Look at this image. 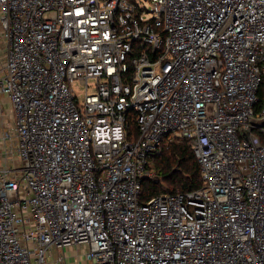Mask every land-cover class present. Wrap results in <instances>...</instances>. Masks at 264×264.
<instances>
[{"label": "built area", "instance_id": "2783aa9c", "mask_svg": "<svg viewBox=\"0 0 264 264\" xmlns=\"http://www.w3.org/2000/svg\"><path fill=\"white\" fill-rule=\"evenodd\" d=\"M147 13L0 0V96L15 114L3 140L21 160L0 178V264L71 246L89 264H264V0ZM170 141L190 143L202 185L144 201Z\"/></svg>", "mask_w": 264, "mask_h": 264}, {"label": "trees", "instance_id": "16d2710c", "mask_svg": "<svg viewBox=\"0 0 264 264\" xmlns=\"http://www.w3.org/2000/svg\"><path fill=\"white\" fill-rule=\"evenodd\" d=\"M151 163L156 180L142 181L141 199L144 201L161 194L191 192L202 185L201 169L188 141L166 143L161 155L153 158ZM164 183L167 188L163 187Z\"/></svg>", "mask_w": 264, "mask_h": 264}, {"label": "crops", "instance_id": "0c3cea01", "mask_svg": "<svg viewBox=\"0 0 264 264\" xmlns=\"http://www.w3.org/2000/svg\"><path fill=\"white\" fill-rule=\"evenodd\" d=\"M6 41L0 25V69L6 58ZM15 123V114L10 97L0 96V178L3 171L14 170L20 167L21 160L17 155V145L14 140L5 139L6 134L12 133ZM12 176V174H11ZM49 264V263H48Z\"/></svg>", "mask_w": 264, "mask_h": 264}, {"label": "rangeland", "instance_id": "374dc122", "mask_svg": "<svg viewBox=\"0 0 264 264\" xmlns=\"http://www.w3.org/2000/svg\"><path fill=\"white\" fill-rule=\"evenodd\" d=\"M137 4H139L140 7L145 8L149 11L147 13L148 17H152V9H153V3L156 0H135ZM73 89L75 94L78 96V99L81 100L82 96L85 95L86 87L84 85H81L79 82H75L73 84ZM163 181V178H161ZM163 187H168L166 183L163 184ZM58 255L64 257V263L61 264H89L87 257H86V250L85 247L82 246H71L66 248L63 251H56L48 256L49 264H54L55 260L57 259Z\"/></svg>", "mask_w": 264, "mask_h": 264}]
</instances>
